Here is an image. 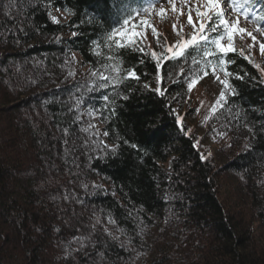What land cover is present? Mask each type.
<instances>
[{
  "label": "trees",
  "instance_id": "obj_1",
  "mask_svg": "<svg viewBox=\"0 0 264 264\" xmlns=\"http://www.w3.org/2000/svg\"><path fill=\"white\" fill-rule=\"evenodd\" d=\"M116 18L112 0H0V264H264L251 229L256 214L264 225V55L234 39L229 71L244 79L211 124L244 140L220 164L184 117L196 104L176 63L203 66L201 52L162 61L158 84L151 53L166 48L115 50L140 79L93 113L92 73L111 63L94 42Z\"/></svg>",
  "mask_w": 264,
  "mask_h": 264
},
{
  "label": "snow or ice",
  "instance_id": "obj_2",
  "mask_svg": "<svg viewBox=\"0 0 264 264\" xmlns=\"http://www.w3.org/2000/svg\"><path fill=\"white\" fill-rule=\"evenodd\" d=\"M164 2L165 0H144L139 6L132 7L130 4L125 3L124 0H112L113 7L117 14L116 24L106 29L103 41L94 42L97 49L103 45V47L108 50L109 54L103 58L111 63L101 65L104 71H94L92 73L94 77H98V81L92 84L89 91L101 90L105 92L101 97L104 101V105L100 109L94 108L92 110L93 113L100 112L102 114L103 111L109 110V102L115 103L107 94V89L112 88L115 90L124 80L139 81L140 77L134 68L125 69L122 67L121 57L119 54H116L115 50L128 48L143 54L144 48L140 46L143 33L136 31L138 27H151L152 33L156 37L157 45L159 46V34L149 20L141 19L138 23H133V21L143 14H150V10L154 9L157 3H161L162 5ZM167 2L172 5V10L176 11L173 0H167ZM224 5H227V8ZM256 5H260V8L257 9ZM195 13L199 23L198 28L196 23L193 22L192 7L189 6L187 23L193 28V32L189 39H184L181 36V39L178 40L175 45L166 47L165 53L160 56H158L155 51L151 53L152 57L156 60L157 82L159 84L162 79L159 75L162 68V61L168 59L176 60L184 57L188 49L201 52L202 58L206 61L201 69L203 75H208V71L204 70L206 68H211L213 73L219 70L224 75V79H220L218 75L216 76L219 83L224 86V90L220 92L216 105L223 107V104L227 100L226 92H229L231 95L238 94L234 86L229 82L230 78L235 77L240 80L244 79L243 76L229 71V65L234 63V61L229 58V54L237 51L234 47V39L237 36L243 39L246 35L251 37L253 43L256 42V36L240 26V18L243 17L245 21L256 24V31L258 33H264V0H204L203 10H201L200 6H197L195 8ZM228 13H235L234 18L230 19ZM158 15L162 19L165 18V10L163 7L159 10ZM51 18L53 22L58 23L55 16ZM173 31L180 35L182 29L177 30L174 24ZM210 33H215L216 35L212 36ZM249 47L251 48V45ZM259 48L261 54L264 55V43H260ZM95 54L98 56L101 55L98 50ZM239 54L243 56V51L241 50ZM244 59L251 61L250 56L244 57ZM192 63L195 65L199 64L200 61L193 58ZM257 67L259 66L257 65ZM108 69H111L115 75L105 74ZM198 80L199 75L196 74L195 69H193V75L189 77L187 83L189 91L197 84ZM155 91L161 97L166 94V90H161L160 87H157ZM116 94L118 95L119 93ZM104 135L107 136L108 133L105 132ZM132 147L137 146L132 145ZM200 159L204 160L206 158L201 155Z\"/></svg>",
  "mask_w": 264,
  "mask_h": 264
},
{
  "label": "rangeland",
  "instance_id": "obj_3",
  "mask_svg": "<svg viewBox=\"0 0 264 264\" xmlns=\"http://www.w3.org/2000/svg\"><path fill=\"white\" fill-rule=\"evenodd\" d=\"M185 2L186 0H173L176 7V11H173L172 5L165 0L162 5L161 3H157L155 8L150 10V14H143L133 21V23H138L141 19L149 20L151 25L155 27L157 33L159 34L160 44L158 46L156 37L153 35L151 27H138L136 31L143 33L142 43L145 46L149 45L155 48L158 53H162L166 47L175 45L176 42L181 39V36L183 38H186L189 35L191 36L193 28L187 23L188 7L190 5H184ZM187 2H189V4L191 3L192 13H194L192 14L193 22L196 23L198 28L199 24L197 23L198 19L195 13V8L200 6L201 10H203L204 0H187ZM224 6L227 8V5ZM161 7L165 10V18L163 19L158 15ZM228 15L229 18L232 19L234 18L235 13H228ZM54 16L60 20L68 18L67 13L61 9H55ZM174 24L176 25L177 30L182 29L180 35L173 31ZM240 26L244 27L247 31L252 32L253 35L256 36L255 43H253L251 37L248 36L242 40L241 43L242 45H247L248 47L251 45V48L249 47L250 51L254 55L255 60L258 62L261 57L259 45L260 43H264V33H258L256 31V24L245 21L243 17L240 18ZM176 68L179 70L184 69L183 76H185L184 79L187 83L189 77L193 75V69H195L196 74L199 75V80L192 88L189 95L192 97V104H196V107L194 109H189L190 106H186V108L184 106L185 109L183 108V110H186V113L184 112V117L188 123L196 126L198 132V142H200L202 147L209 152V155L211 153L220 164L228 162L230 160L229 157L231 153L235 152L234 150L239 147L238 145L241 141L243 142L244 136H240L239 130L236 129V126L233 131L227 126H223V123L220 124L221 126H213L211 124V115L215 113L217 108L216 101L219 99L220 92L224 90V86L219 83L216 76L218 75L220 79H224L223 73L219 70L215 73L210 71L211 73L204 76L203 71L201 70L203 66H200L199 64L194 65L192 63V59L178 61L176 63ZM204 70H207V68ZM84 73L86 74L87 71H84ZM213 123L216 124V122ZM242 178L243 174L231 172V175L228 178L230 186H233L237 179L241 180ZM246 185L247 184L245 182L244 186ZM253 220L254 222L251 229L255 231L256 244L261 245L264 249V225L258 214H256V217Z\"/></svg>",
  "mask_w": 264,
  "mask_h": 264
}]
</instances>
